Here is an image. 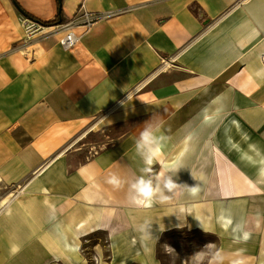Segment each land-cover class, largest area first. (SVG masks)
Segmentation results:
<instances>
[{"label":"crops","instance_id":"1","mask_svg":"<svg viewBox=\"0 0 264 264\" xmlns=\"http://www.w3.org/2000/svg\"><path fill=\"white\" fill-rule=\"evenodd\" d=\"M62 10L65 24L44 27L58 0H0V264H30L36 247L82 264L101 234L142 247L126 264H159L161 237L185 229L214 238L208 264H264V0H62ZM84 10L100 17L89 31ZM70 30L80 40L64 51ZM119 126L108 145L81 144ZM209 126L230 140L208 155L192 144ZM146 129L164 137L151 165L136 149ZM169 176V200L131 202L141 177L163 189Z\"/></svg>","mask_w":264,"mask_h":264},{"label":"rangeland","instance_id":"2","mask_svg":"<svg viewBox=\"0 0 264 264\" xmlns=\"http://www.w3.org/2000/svg\"><path fill=\"white\" fill-rule=\"evenodd\" d=\"M126 129L127 126H119L112 129L108 128L106 131L100 130L91 135L85 134L84 141L81 144H94L102 147L108 145L111 139L121 136ZM206 130L205 133L196 134L193 137L192 145H208V155L211 152L215 153L219 145H227V142L230 140V136L221 133L217 127L209 126ZM206 163L207 165L205 166L209 169H214L216 166L214 159L208 158ZM223 170L226 169L223 168ZM212 238L200 230H191L189 232L187 229L175 232L165 238L161 237L157 255L160 261L159 264H208L210 256L214 255V246L211 243L212 240L214 241V238ZM89 240H91L90 245L88 243L83 245L87 249V252H85L82 264H126V259L140 253L142 248L137 244L133 246H111L104 234L97 235ZM95 244H98V247ZM96 252H99L101 257L97 258ZM196 253L199 254L195 255Z\"/></svg>","mask_w":264,"mask_h":264},{"label":"clouds","instance_id":"3","mask_svg":"<svg viewBox=\"0 0 264 264\" xmlns=\"http://www.w3.org/2000/svg\"><path fill=\"white\" fill-rule=\"evenodd\" d=\"M163 140L164 137L161 136L159 138H156L152 136L151 132L147 129L143 133H141L140 138L136 142V149L138 152H140L141 149L144 150L142 153V158L145 160L146 165L152 164L153 159L162 147L161 141ZM147 170L148 169H142V171ZM260 174L264 176V170H262ZM193 178L195 179V177ZM107 182L116 188H119L121 186V181L115 176L110 178ZM177 185L178 184L173 180V177L171 176L167 177V179L164 181L163 189L158 185H154L151 179L146 180L141 177L137 182L131 185L132 189L136 193V197H134L131 202L136 205H144L146 203H151L153 198L156 197L158 194L160 201L163 203L170 199V196L166 195L164 190H167L168 193H171ZM189 188H191L193 193H195L198 186ZM219 220L227 226L233 225L231 218L225 217L223 213L220 214ZM232 232L236 241H247L249 239L250 234L247 231H244L240 226H233ZM165 247L167 248V246ZM18 250L19 249L17 246H12L11 253L15 254L16 252H18ZM198 254L199 253H196L195 255Z\"/></svg>","mask_w":264,"mask_h":264},{"label":"built area","instance_id":"4","mask_svg":"<svg viewBox=\"0 0 264 264\" xmlns=\"http://www.w3.org/2000/svg\"><path fill=\"white\" fill-rule=\"evenodd\" d=\"M81 19H82L84 28L86 29V31H89L93 27V25H95L98 22L100 17L97 15L88 13L84 10L81 16ZM72 24L73 23H70L65 26L67 29H70V27H72ZM37 27L38 25L33 23L31 26L27 27V31L31 34L34 32L35 29H37ZM79 40H80L79 35L76 32L70 30L69 32H67V34L64 37L60 39V42H59L60 47L64 51H71L77 47Z\"/></svg>","mask_w":264,"mask_h":264},{"label":"trees","instance_id":"5","mask_svg":"<svg viewBox=\"0 0 264 264\" xmlns=\"http://www.w3.org/2000/svg\"><path fill=\"white\" fill-rule=\"evenodd\" d=\"M16 3V0H13ZM58 4H59V14L57 16V18L53 21H49V22H42V21H36L33 17H31L30 15L25 14V16L29 17L30 19H32L33 21L38 22L39 24H41L44 27H51V26H57V25H63L66 23V20L63 19L62 15H63V10H62V0H58Z\"/></svg>","mask_w":264,"mask_h":264},{"label":"bare ground","instance_id":"6","mask_svg":"<svg viewBox=\"0 0 264 264\" xmlns=\"http://www.w3.org/2000/svg\"><path fill=\"white\" fill-rule=\"evenodd\" d=\"M34 253H32L31 256H29L30 258V261L31 263L30 264H59L57 262V260L53 257H48V258H44L43 257H40V255H37L39 254V248L36 247V248H33L32 250ZM28 258V257H27ZM24 264V263H23Z\"/></svg>","mask_w":264,"mask_h":264}]
</instances>
